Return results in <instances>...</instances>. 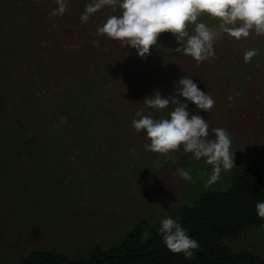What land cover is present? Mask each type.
Wrapping results in <instances>:
<instances>
[{"label":"trees","instance_id":"16d2710c","mask_svg":"<svg viewBox=\"0 0 264 264\" xmlns=\"http://www.w3.org/2000/svg\"><path fill=\"white\" fill-rule=\"evenodd\" d=\"M89 2L67 0L68 11L54 17L56 0H0V109L9 111L10 148L20 158L43 144L64 153L102 152L108 159L121 156L128 172L139 156L136 150L153 153L146 148L150 144L146 132L132 126L135 113L143 110L144 115L168 117L172 105L154 110L145 106L144 99L157 91L163 98L174 96L175 84L184 76L215 103V90L221 86L230 89L235 103L250 101L251 90L258 87L256 99L263 102L260 111L247 102L236 118L226 119L241 124L239 137L264 146V36L252 34L236 40L223 34L215 41V58L198 65L190 56L175 52L180 47L176 38L163 33L150 54L141 57L135 48L97 34L108 16L120 14L118 5L115 10L105 7L81 23ZM197 22L219 23L207 15ZM193 27L189 25L190 33ZM249 49L258 54L245 63L243 55ZM187 103L190 114L199 112L205 118L208 139H214V130L223 128L226 120L223 111L213 107L204 112ZM175 152L185 153L182 146ZM230 182L227 190L200 193L190 206H180L174 214L173 220L200 245L192 259L171 252L159 230L144 237V226L139 224L116 245L93 246L85 259L31 251L17 264H264V254L234 252L222 244L226 238L245 239L249 247L264 250V218L256 212V204L264 201V170L256 163L237 166L230 172ZM86 228L85 224L79 228L82 237Z\"/></svg>","mask_w":264,"mask_h":264},{"label":"rangeland","instance_id":"374dc122","mask_svg":"<svg viewBox=\"0 0 264 264\" xmlns=\"http://www.w3.org/2000/svg\"><path fill=\"white\" fill-rule=\"evenodd\" d=\"M226 88L221 86L214 93L218 96L214 107L223 111L225 119L236 118L247 102L254 104V110L262 108L263 102L256 99L258 87L251 90L250 101L236 103ZM8 114L0 109V264H17L31 251L85 259L93 246L116 245L139 224L147 237L160 229L164 219H174L178 207L190 206L200 193L227 190L235 167L256 163L264 170V146L239 137L241 124L230 118L223 122V128L232 131L235 166L222 170L220 179L208 184L212 165L187 152L149 156L140 148L128 172L121 156L112 155L110 161L102 152L71 154L48 150L43 144L20 158L10 148L13 126ZM177 169L189 170L191 180L182 179ZM83 224L87 226L84 237L79 231ZM222 244L234 252L264 254V250L249 247L245 239L226 238Z\"/></svg>","mask_w":264,"mask_h":264},{"label":"clouds","instance_id":"9594fccd","mask_svg":"<svg viewBox=\"0 0 264 264\" xmlns=\"http://www.w3.org/2000/svg\"><path fill=\"white\" fill-rule=\"evenodd\" d=\"M56 4L58 7L51 15L63 16L68 11L67 0H56ZM117 5L120 14L108 16L97 28V34L135 48L141 57L150 54L163 33H171L176 38L180 47L175 52L190 56L198 65L215 58L214 44L223 34L236 40L252 34L264 36V0H90L80 21L87 23L96 12L105 7L115 10ZM202 15L218 20V25L197 22ZM189 25H194L191 33ZM257 54L256 49L246 50L244 62H251ZM175 93L163 98L157 91L144 99L145 106L154 110H164L172 105L168 117L157 118L152 113L144 115L141 110L135 113L137 118L133 119L132 126L137 132H146L150 141L146 145L148 151L167 155L182 146L196 160L206 158L213 168L208 184L216 183L222 170L228 171L235 166L230 134L224 128H216L215 138L208 139L209 124L199 112L190 114L187 103L208 112L215 101L190 77L184 76L176 82ZM179 97L187 102H181ZM177 172L182 179L191 180L189 170L177 169ZM256 212L264 218V201L256 204ZM159 232L171 252L183 253L187 259L194 258V250L200 247L198 241L172 218L162 221Z\"/></svg>","mask_w":264,"mask_h":264}]
</instances>
